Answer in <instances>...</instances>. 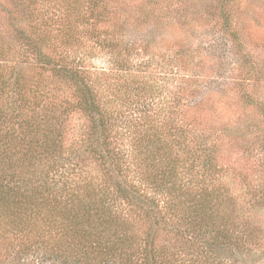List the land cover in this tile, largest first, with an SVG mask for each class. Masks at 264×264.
I'll return each instance as SVG.
<instances>
[{"label":"rangeland","instance_id":"1","mask_svg":"<svg viewBox=\"0 0 264 264\" xmlns=\"http://www.w3.org/2000/svg\"><path fill=\"white\" fill-rule=\"evenodd\" d=\"M34 1L0 0V36L10 59L26 71L28 82L36 80L52 106L74 104L73 89L35 59L14 57L23 45L15 38L12 22L20 30L41 23L44 53L80 67L103 110L114 117L118 150L131 163L147 129L160 144L148 152L168 146V160L179 161L178 174L192 166L187 159L201 142L213 149L220 178L233 191L264 194V0ZM104 40L116 47L111 49ZM63 118L67 143L79 142L86 117L73 112ZM170 126L185 130V140L170 138ZM99 168L95 161L87 162L84 174L72 184L103 185ZM132 183L153 197L142 180ZM246 203H241L239 214L256 229L261 248L252 247L250 259L244 251L238 254L244 261L238 264H264V205ZM125 210L121 221L129 230L146 228L139 213ZM1 234L4 259L19 242ZM45 236L44 241L53 239ZM57 245L52 241L51 247Z\"/></svg>","mask_w":264,"mask_h":264},{"label":"trees","instance_id":"2","mask_svg":"<svg viewBox=\"0 0 264 264\" xmlns=\"http://www.w3.org/2000/svg\"><path fill=\"white\" fill-rule=\"evenodd\" d=\"M12 26L23 45L14 57L51 69L73 89L75 103L52 106L36 80L28 82L26 71L10 59L0 36V231L19 242L0 264H238L244 262L238 254L244 251L250 259L252 247L261 248L256 229L243 222L239 209L242 202L262 207V192L233 191L220 178L213 149L201 142L187 159L192 166L178 174L179 161L168 160V146L148 152L160 144L147 129L131 163L118 150L114 117L103 110L80 67L44 53L45 26ZM103 43L116 47L111 40ZM73 112L85 116L87 126L79 142L68 144L63 116ZM180 129L170 126V138L184 141ZM90 161L99 164L104 184L77 188L72 179ZM133 163L137 169L131 171ZM133 180H142L153 197ZM123 209L139 213L146 228L129 230L121 221ZM44 234L53 239L42 240ZM52 241L58 245L51 247Z\"/></svg>","mask_w":264,"mask_h":264}]
</instances>
